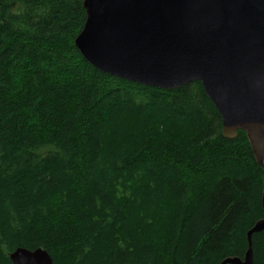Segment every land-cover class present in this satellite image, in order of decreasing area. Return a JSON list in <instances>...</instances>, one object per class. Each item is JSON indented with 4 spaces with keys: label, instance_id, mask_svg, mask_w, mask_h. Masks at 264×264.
Returning a JSON list of instances; mask_svg holds the SVG:
<instances>
[{
    "label": "trees",
    "instance_id": "1",
    "mask_svg": "<svg viewBox=\"0 0 264 264\" xmlns=\"http://www.w3.org/2000/svg\"><path fill=\"white\" fill-rule=\"evenodd\" d=\"M83 1L0 0V264L17 248L53 264L242 259L264 219L246 135H222L199 82L162 90L88 64ZM252 254L264 264V231Z\"/></svg>",
    "mask_w": 264,
    "mask_h": 264
},
{
    "label": "water",
    "instance_id": "2",
    "mask_svg": "<svg viewBox=\"0 0 264 264\" xmlns=\"http://www.w3.org/2000/svg\"><path fill=\"white\" fill-rule=\"evenodd\" d=\"M75 48L113 78L162 90L199 82L222 119V135L242 131L264 171V0H84ZM264 211V191L262 193ZM242 259L252 264V235ZM11 264H53L43 249L17 248Z\"/></svg>",
    "mask_w": 264,
    "mask_h": 264
},
{
    "label": "rangeland",
    "instance_id": "3",
    "mask_svg": "<svg viewBox=\"0 0 264 264\" xmlns=\"http://www.w3.org/2000/svg\"><path fill=\"white\" fill-rule=\"evenodd\" d=\"M16 7L18 8L19 6H16ZM17 8H15V10H16Z\"/></svg>",
    "mask_w": 264,
    "mask_h": 264
},
{
    "label": "bare ground",
    "instance_id": "4",
    "mask_svg": "<svg viewBox=\"0 0 264 264\" xmlns=\"http://www.w3.org/2000/svg\"><path fill=\"white\" fill-rule=\"evenodd\" d=\"M13 252H14V251H13ZM13 252H11V253H13ZM11 253H10V254H11ZM8 257H9V255H8Z\"/></svg>",
    "mask_w": 264,
    "mask_h": 264
}]
</instances>
